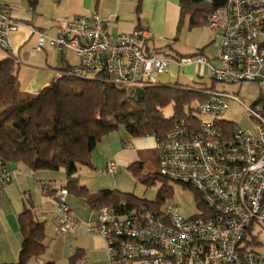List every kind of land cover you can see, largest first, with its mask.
Segmentation results:
<instances>
[{"label":"built area","instance_id":"built-area-1","mask_svg":"<svg viewBox=\"0 0 264 264\" xmlns=\"http://www.w3.org/2000/svg\"><path fill=\"white\" fill-rule=\"evenodd\" d=\"M207 25L219 38V65L200 51L186 56L146 52L144 42L153 36L149 28L113 34L98 14L63 18L56 36L33 29L38 37L34 50L49 44L76 55L77 62L60 74L144 88L158 85L156 75L173 64L180 69L195 63L207 66L216 81L256 82L260 88L250 105L229 91L205 88L196 106V128L176 122L166 137H154L160 174L200 192L199 213L185 216L173 203L132 205L126 200L94 209L96 219L85 229L104 238L109 264H264V253L248 248L255 223L264 222V0H225ZM19 26L0 7V48L11 56L10 35ZM232 102L245 107L254 128L223 118ZM117 170L110 161L107 171ZM12 178L2 167L0 188ZM39 183L44 193L54 195L56 229L83 228L69 205L68 189Z\"/></svg>","mask_w":264,"mask_h":264},{"label":"trees","instance_id":"trees-1","mask_svg":"<svg viewBox=\"0 0 264 264\" xmlns=\"http://www.w3.org/2000/svg\"><path fill=\"white\" fill-rule=\"evenodd\" d=\"M28 1L32 7L38 3V0ZM179 3L181 14L174 41L178 40L186 20L189 28L207 25L209 15L222 7L225 0H179ZM141 4L142 0H138V10ZM146 42L143 48L150 52ZM67 65L65 63L62 69ZM18 73L15 57L0 59V162L3 166L18 162L33 171L64 169L66 183L63 186L69 193L84 198L93 210L122 200L132 205H159L165 200L166 183L160 173L148 174L144 180L148 186L158 180L164 182L157 201L151 202L116 188L91 192L80 183L77 172L80 166L94 167L93 152L96 147L105 136L122 126L132 137L153 136L160 139L168 135L176 122H191L196 128L198 116L195 114L196 107L191 103L194 99L205 97L201 90L160 82L142 88L140 95L134 98L121 86L104 80L59 74L38 93L32 94L20 88ZM170 104H173V114L167 117L164 109ZM139 163L138 168H141L142 163ZM135 166L133 163L129 168ZM196 195L201 203V193L197 191ZM18 222L22 234L19 260L0 264H28L31 258L42 255L47 248L46 222L35 218L31 206H25L19 213ZM248 241L255 243L256 238L252 236Z\"/></svg>","mask_w":264,"mask_h":264},{"label":"crops","instance_id":"crops-1","mask_svg":"<svg viewBox=\"0 0 264 264\" xmlns=\"http://www.w3.org/2000/svg\"><path fill=\"white\" fill-rule=\"evenodd\" d=\"M137 4L138 0H38L37 5L32 7L28 0H0V6L6 7L11 15L20 22L19 29L10 35L12 56L16 58L19 67L20 88L25 92L36 94L60 74L65 63L74 64L77 62V57L73 52H67L70 54L67 59L64 56L66 52L49 44H46L41 50H34L38 37L33 29H42L48 35L56 36L59 22L63 18L98 14L107 21L113 34L131 32L137 28H149L153 34L151 39L146 42L150 52H162L170 56L194 54H182L175 49L174 38L177 36L181 14L179 0H142L140 10L137 9ZM53 51L56 53L55 62L51 55ZM198 51L205 55L203 49ZM6 56H11V53L0 48V59ZM172 67L179 70L174 64ZM128 140L129 137L123 133H111L105 136L96 147L97 149L100 145L102 146V148L100 147L102 155L98 154L95 162L96 149L94 150V167L90 168H98L102 172L98 174L97 184L93 185L96 186L95 189L116 188V180L112 177L114 174L107 171L110 161H114L118 167L127 166L138 162L142 158V151L148 148L155 149L153 136L133 137L129 142ZM2 167L8 168L13 173V178L0 188V262L11 263L8 261L16 260L22 243L18 222L19 213L25 206H31L35 218L44 221L38 219L39 213H43L44 209L36 207L31 193L26 187L27 183L37 181L40 184L39 182L45 179L37 177L36 171L22 163L9 162L3 166L0 162V169ZM81 169L80 166L77 176L80 183L83 184L79 173ZM95 189H91V191ZM44 195L50 197L56 204L53 194L45 193ZM80 198L69 193V205L71 206L72 203L81 208ZM83 201L88 207L86 200L83 199ZM86 207L83 206L82 210H85ZM91 210L94 212L92 208ZM56 216L57 211L55 210L54 224Z\"/></svg>","mask_w":264,"mask_h":264},{"label":"rangeland","instance_id":"rangeland-1","mask_svg":"<svg viewBox=\"0 0 264 264\" xmlns=\"http://www.w3.org/2000/svg\"><path fill=\"white\" fill-rule=\"evenodd\" d=\"M216 33L211 30L208 25L189 28L188 21L186 20L178 35V40L174 42L175 49L182 54H192L200 49L204 50L205 56L211 60L215 65H219L217 59L219 55V38L216 39ZM53 60H56L55 51L52 52ZM65 58H69L70 54L65 53ZM60 61V58H59ZM61 62V61H60ZM159 82L166 85L178 86L194 90H203L210 88L212 90H226L229 91L238 100H242L245 105L252 104V101L259 95L260 88L256 82H243L241 84H228L214 80L211 71L207 66L195 63L182 66L179 70L171 67L168 72L156 75ZM122 89L127 91L129 96L137 98L142 92V87L132 85H122ZM201 99H194L191 103L196 107ZM167 117L173 114V104L168 105L164 109ZM223 118L234 122V124L243 129L254 128V122L247 113L244 106L237 102H232L230 108L223 114ZM208 119V117L206 118ZM113 133H123L129 137L128 142L133 138L130 136L125 128L122 126L119 130ZM152 136H144L139 138H146ZM130 145V144H129ZM102 148V146L100 145ZM100 147L95 150V162L98 154L102 155ZM155 148V147H154ZM142 158L139 160L142 163L140 166L139 161L135 162L136 166L130 169L129 166H119L118 172L112 177L116 180V188L123 192L134 193L138 197L151 201H157L159 189L164 186V182L158 180L155 184L148 186L144 180L146 175L160 173L158 151L153 148H148L141 152ZM80 174L82 183L91 189H95L99 172L98 168H90L81 166ZM37 177H41L50 182L54 187H61L66 183V174L64 169L57 171L51 170H38L36 171ZM36 177V176H35ZM162 177V176H161ZM165 179V189L167 194L165 200L159 204L161 206L166 203H173L176 205L181 213L185 216H191L199 213V200L197 199V191L194 188L186 186L179 181ZM31 182V183H29ZM27 186L31 196L35 202L36 207L43 208L44 212L39 213L38 219L46 221L45 232L47 248L45 252L29 260L28 264H44L47 261H53L54 264H109L107 261V247L103 237L98 234H93L85 229L89 222H94L96 219L95 211L92 212L91 208L86 207L83 199H81V208H78L71 203L72 211L76 217L83 223V228L74 232H59L54 224L55 210L57 211V204H54L50 197L45 196L43 189L37 181H29ZM92 185V187H91ZM99 188L91 192L98 191ZM69 197V196H68ZM56 202V201H55ZM77 203V202H76ZM86 207L82 210V207ZM252 236L256 238V242H251L248 245L249 249H254L264 253V222L255 223ZM245 244H247L245 242ZM16 260L8 262H17Z\"/></svg>","mask_w":264,"mask_h":264}]
</instances>
